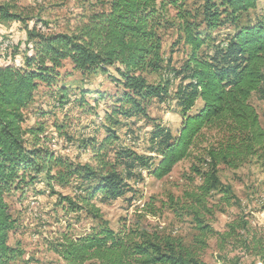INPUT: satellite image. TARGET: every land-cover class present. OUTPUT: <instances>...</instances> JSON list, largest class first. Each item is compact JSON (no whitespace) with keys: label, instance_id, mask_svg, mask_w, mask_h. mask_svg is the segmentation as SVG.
Instances as JSON below:
<instances>
[{"label":"trees","instance_id":"1","mask_svg":"<svg viewBox=\"0 0 264 264\" xmlns=\"http://www.w3.org/2000/svg\"><path fill=\"white\" fill-rule=\"evenodd\" d=\"M102 6L107 8L93 11L72 33L41 34L35 23L28 28L34 53L25 54L23 64L0 65V264H10L21 254L9 242L17 230L6 199L13 191L42 175L49 184L53 180L61 185L73 182L74 196L62 201L74 211L97 216L99 209L92 202L97 194L114 201L134 191L132 181L142 180L144 171L157 179L169 175L178 162L191 156L202 131L215 129L217 143L192 166L202 181L198 192L189 194L193 201L187 206L200 232L193 245L186 246L172 236L104 229L83 237L63 234L54 246L67 264H207L199 252L213 232L200 221L203 210H212L206 199L217 190L229 197V187H221L218 166L235 168L254 157L264 166V129L250 103L253 93L264 98V15L240 23L257 8L258 0H204L195 11L180 10V37L189 52L179 68L170 67L171 58L163 55L162 8L156 0H106ZM29 19L15 6L0 1V20ZM227 23L235 27L234 32L219 40L214 32ZM66 60L84 75L115 70L118 76L113 80L122 87L103 126V139L85 142L92 149L94 165L56 155L43 143L41 129L24 127L25 110L39 84L55 85ZM159 72L179 79L173 91L170 79L149 81L148 75ZM59 90V103H64L67 89ZM154 99L175 101L182 116L177 134L149 118L154 124L146 152L119 143L117 125L124 123L113 116L149 117L148 107ZM216 235L219 248L228 244L232 247L229 253L238 249L242 253L232 258L226 254L221 264H264V233L247 219L234 221ZM247 256L253 258L250 263L243 261Z\"/></svg>","mask_w":264,"mask_h":264},{"label":"rangeland","instance_id":"2","mask_svg":"<svg viewBox=\"0 0 264 264\" xmlns=\"http://www.w3.org/2000/svg\"><path fill=\"white\" fill-rule=\"evenodd\" d=\"M15 6L17 12L30 18L26 22L0 20V65L23 64L25 54H33L34 41L28 37V28L37 23L41 34L72 33L85 22L88 16L102 6L106 0H0ZM161 7L160 28L163 37L162 52L165 59L171 58L170 67L179 68L186 59L189 47L180 34V20L177 15L182 9L195 11L204 0H156ZM264 15V0H258L256 9L240 19L241 24L254 22ZM38 20V21H37ZM235 27L226 24L215 30L219 40L234 32ZM10 46L5 49V42ZM60 79L55 85L40 83L34 98L25 110V128H39L44 144L56 155L76 163L95 164L93 152L85 147V142L95 138L100 142L106 134L104 124L107 116L117 104L122 87L113 78L115 70L108 74H82L73 69L71 61L63 62L59 69ZM149 81L158 83L170 79L171 91L178 85L172 73H154L147 76ZM67 89L64 103L60 102L61 87ZM250 103L255 107L264 129V98L253 93ZM148 116L135 115L131 118L115 115L120 120L117 125L119 143L134 146L140 152L148 149V134L156 122L177 134L182 116L175 101L154 99L148 107ZM219 137L215 129H205L195 142L192 154L178 162L172 172L157 179L144 171L142 180L133 182L134 191L114 201H105L97 194L92 202L99 209L97 216L85 210L74 211L65 196H74L73 182L61 185L55 180L51 184L42 175L34 183L7 195L10 210L17 220V230L10 234V244L21 254L10 264H67L55 251L54 246L63 234L83 237L104 229L117 233H147L150 235L172 236L182 244L191 246L200 236L194 215L187 207L193 198L189 194L198 192L202 181L192 171L198 158L217 143ZM256 157L246 159L238 167L220 164L221 187H229L228 196L217 190L206 200L210 212L203 210L201 222L213 232L206 236L207 245L200 252L207 264H221L226 254L229 258L241 256L240 249L228 252L218 247L217 232H225L228 226L241 218L264 233V166ZM57 170V169H56ZM55 170V171H56ZM230 190V191H229ZM252 257H245L250 263ZM84 264H100L87 261ZM261 264V263H257Z\"/></svg>","mask_w":264,"mask_h":264},{"label":"built area","instance_id":"3","mask_svg":"<svg viewBox=\"0 0 264 264\" xmlns=\"http://www.w3.org/2000/svg\"><path fill=\"white\" fill-rule=\"evenodd\" d=\"M10 42H5L4 44H5V49L7 48V47H9L10 46V44H9Z\"/></svg>","mask_w":264,"mask_h":264}]
</instances>
